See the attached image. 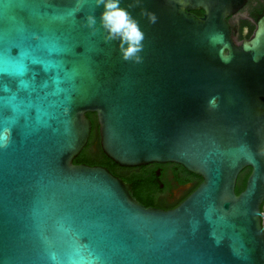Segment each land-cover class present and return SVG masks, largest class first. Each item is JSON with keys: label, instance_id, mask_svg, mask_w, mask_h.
<instances>
[{"label": "water", "instance_id": "95a60500", "mask_svg": "<svg viewBox=\"0 0 264 264\" xmlns=\"http://www.w3.org/2000/svg\"><path fill=\"white\" fill-rule=\"evenodd\" d=\"M246 1L119 0L137 61L97 0H0V264H264V14L242 42L228 24ZM87 113L117 166L174 163L201 183L165 210L73 164Z\"/></svg>", "mask_w": 264, "mask_h": 264}, {"label": "flooded vegetation", "instance_id": "af4514ba", "mask_svg": "<svg viewBox=\"0 0 264 264\" xmlns=\"http://www.w3.org/2000/svg\"><path fill=\"white\" fill-rule=\"evenodd\" d=\"M263 14L264 0H247L240 10L228 18V24L231 33L237 42H242L251 37L253 31L256 28V22L258 18ZM140 167L153 169L154 181L159 189L163 190L160 195V200L163 201V203L153 206V208L167 210L176 207L201 183V180L199 181V179H201L199 176L187 172L181 166L174 163H151ZM192 177L195 178L190 180ZM244 186L237 194H239L244 189ZM259 211L261 217V226L264 231V199L260 204Z\"/></svg>", "mask_w": 264, "mask_h": 264}, {"label": "trees", "instance_id": "16d2710c", "mask_svg": "<svg viewBox=\"0 0 264 264\" xmlns=\"http://www.w3.org/2000/svg\"><path fill=\"white\" fill-rule=\"evenodd\" d=\"M193 14L201 16L202 11H193ZM86 115L91 121L92 129L87 144L73 160V164H85L88 166H102L107 168L109 172L120 177L127 183L131 187L133 196L146 207H153L163 203V201L160 200V195L163 190H160L154 181L153 169H147L145 167L123 168L114 164L101 151L95 114L87 113ZM248 174V168L240 172L235 187L236 194L243 188ZM194 178L195 177H192L190 180ZM200 180L201 179H199V181Z\"/></svg>", "mask_w": 264, "mask_h": 264}, {"label": "clouds", "instance_id": "9594fccd", "mask_svg": "<svg viewBox=\"0 0 264 264\" xmlns=\"http://www.w3.org/2000/svg\"><path fill=\"white\" fill-rule=\"evenodd\" d=\"M98 3H103L105 11L102 13V26L108 32V38H119L121 41V52L124 59L135 58L137 61L140 57L136 53L140 50L143 39V33L139 30L138 24L130 15L122 8H120L119 0H97ZM151 21H155V16L149 14ZM90 23H94L93 18H89ZM127 44V47L124 45ZM214 104L215 101L213 100ZM10 135V130L5 129L0 132V141H6Z\"/></svg>", "mask_w": 264, "mask_h": 264}]
</instances>
